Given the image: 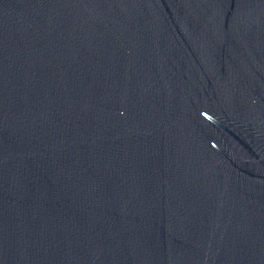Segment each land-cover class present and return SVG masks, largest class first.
<instances>
[{
    "label": "water",
    "instance_id": "1",
    "mask_svg": "<svg viewBox=\"0 0 264 264\" xmlns=\"http://www.w3.org/2000/svg\"><path fill=\"white\" fill-rule=\"evenodd\" d=\"M0 264H264V0H0Z\"/></svg>",
    "mask_w": 264,
    "mask_h": 264
}]
</instances>
